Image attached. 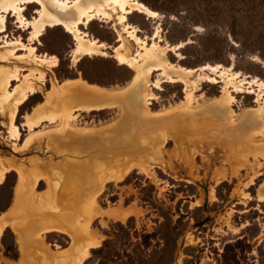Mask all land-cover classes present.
<instances>
[{
	"label": "rangeland",
	"instance_id": "1",
	"mask_svg": "<svg viewBox=\"0 0 264 264\" xmlns=\"http://www.w3.org/2000/svg\"><path fill=\"white\" fill-rule=\"evenodd\" d=\"M103 1L84 0L79 9ZM136 1L158 14L129 16L138 36L150 45L181 46L169 52L171 63L188 69L221 65L232 69L230 73L264 81V0ZM38 8L30 5L26 18L31 20ZM123 28L116 16L82 25L83 32L108 49L106 56H86L77 64V41L65 28H48L35 41L38 55L58 62L45 85L37 82L42 93L19 107L20 141L11 138L9 116L0 114V168L10 169L0 184V217L9 224L0 236V264H43L41 257L34 258L37 249L47 253L50 264H62L59 251L70 248L72 239L47 230L66 220L88 228L97 242L82 264H264V129L261 114L251 110L259 107L257 95L264 98V90L249 94L248 86L241 93L231 88L236 100L229 109L221 108L211 101L222 96L224 84L196 75L188 90L180 82L151 88L156 99L149 111L145 74L143 82L122 96L123 108L75 112L93 103L95 96H86L66 109L77 114L69 126L59 120L33 131L24 127L26 116L41 104L51 110L46 115L62 111L54 104L65 96L67 87L60 85L68 80L80 78L106 89L128 87L136 72L120 65L114 48L120 34L129 57L139 52V45ZM31 32L8 17L6 33L0 34V77L17 65L26 68L20 76L24 81L34 68L14 57L9 63L2 48L4 39L21 38L28 44ZM158 76L155 72L152 80ZM20 84L12 82L13 87ZM53 89L58 96H46ZM41 132L51 139L42 138ZM156 156L161 158L158 164ZM16 167L31 176L17 212ZM112 211L127 215L118 218Z\"/></svg>",
	"mask_w": 264,
	"mask_h": 264
},
{
	"label": "bare ground",
	"instance_id": "2",
	"mask_svg": "<svg viewBox=\"0 0 264 264\" xmlns=\"http://www.w3.org/2000/svg\"><path fill=\"white\" fill-rule=\"evenodd\" d=\"M82 1L84 0H0V34L6 33L7 21L10 15L16 18V22L19 25V28L24 30H32L31 38L28 44L24 43L21 38L11 40L4 39L2 46V48H5L7 50L5 57L6 59H8L9 63H12L11 58L14 57L15 59H18L22 64L34 66L33 69H30L29 74L23 76L24 81L20 79V76L21 72L25 71L26 68L17 65L13 69H6L2 77H0V114H2L3 116H9V130L11 138L14 141H20L21 137V130L16 123L19 107L28 102L32 96L42 93V86L45 85L44 82L46 81L47 74L50 72L51 68L57 66L58 62V59L56 57H50L48 55H38L37 48L33 46L35 41H39L40 37L48 28H56L61 26L65 28L71 35H74V40L77 41V44L75 46L76 48L73 54V61L75 64H77L82 58L86 56H106L105 51L108 49L106 44L98 41L97 39L90 38L87 33L81 30L82 25L88 26L93 20L97 19L98 17H100L101 19L104 18L108 21H112L116 16L120 24L124 26L123 32L127 33L131 40L139 45V52L135 56L129 57L126 53H124L126 51H123L126 43L124 42L122 35L120 34L118 40L120 44L114 48V58L120 63V65H125L135 70L136 75L133 78V81L128 85V87L125 88L106 89L96 85H91L80 78L76 80H68L60 85V87H67V89L64 90L65 96L59 97V99L55 102L56 105L54 104L55 108H62V111L56 113L55 115L50 114L51 116H49L45 113L49 110V108L45 110L44 104L39 105L34 109V112L32 114H28L26 116L24 127L28 130L33 131L34 129L42 126V124L44 123H57L59 120H61L64 125L69 126V122L75 120L77 118V114L73 112L74 110L67 113L66 109L69 105H71L78 99H84L86 98V96H95V98L92 100L93 103L90 105H82L78 108L76 107L75 112L79 111L84 113H92L96 111L101 112L105 109H112L116 107L123 108L121 102L124 98H122V96L127 94L140 82H143V77L145 74L147 75L146 84L148 86V91L145 94V102L149 111H151L150 106L153 105L152 101L156 99V95L153 93V91H151V88L161 89L162 84L165 82H180L183 83L186 87V90H188L191 84L190 78H193L196 75L201 76L204 74V78L207 82L213 84H224L222 96L211 101L212 104H218L221 108L229 109L230 106H233L232 103L235 102L236 98L232 95V93L236 91H239V93L243 92L242 86H248V88L250 89V91L248 92L249 94H255V88H258L259 91L264 90V81H260L257 79L251 80L248 76L243 77L240 73H230L232 72V69H225L221 65H217L214 67H202L199 69H188L181 65L171 63L169 61V52L178 50L181 46H167L163 48L157 43H153L150 45L138 36V30L136 27L130 24L129 16L134 15L135 12H140L148 14V16L151 18H157L158 14L154 11H151L145 5L136 0H104L101 3H91L89 7L79 9V5L82 3ZM33 4H37L39 8L36 9L34 13L35 16L31 20H29L26 18L25 12L28 7ZM20 51H25L26 54L19 55L18 52ZM151 61H156L157 64L151 65ZM155 72H158L159 76L156 81H153L152 75ZM14 81H21L24 84L13 87L12 82ZM37 82H40L42 86H38ZM56 84L57 80L54 79V85L56 86ZM231 88H236V91H231ZM46 96L49 97L58 95L57 92L53 89L52 91L48 92ZM262 97L263 93L257 95L256 103L259 105V107L251 110H254V112H259L261 114L264 129V98ZM191 99V94L188 93L187 102L191 103V101H194V99ZM186 107L188 108V106H185V108ZM67 110L69 111V109ZM248 111L249 110L246 109L245 113ZM43 113H45V115H43ZM34 115H39V119L36 122L32 120ZM159 115L160 114L157 113V116ZM45 133L46 132L40 133L42 135V138H44L45 136V138L50 137L51 139V136H47ZM153 161L154 163L158 164L161 162V158L159 156H156L155 158H153ZM2 165H4V163H2ZM12 166L15 167V164H12ZM3 167L4 168L2 169L0 168V184L4 182L6 174L10 171L9 168L5 166ZM142 168L143 167H141L140 169ZM16 169L19 173V183L15 195V212H17L18 205L21 201V192L24 191L26 180L31 177L26 170L19 167H16ZM42 180L43 179L40 177L37 179V182H41ZM262 201L264 200L262 199ZM106 213H108V211ZM113 213L118 218H124L125 215H127V212L123 213L114 211ZM6 221H4L3 216L0 217V236L8 227V222ZM62 225L63 226L61 227L56 226L55 228H50L48 229V232H62L70 236L72 241L74 242L80 241L79 236H83L86 238L91 237L88 228L85 229L79 225H75L73 226L74 228L70 229L69 227L71 226V223L69 220H66V222H64ZM13 231L15 232V234H17V231L15 229H13ZM24 240L25 239H23V241L21 242L22 246H24ZM90 245L98 247L95 240H93ZM89 254L90 251L88 248H86L84 256L86 257ZM35 257H41L43 264H50L49 258H47V253L45 251H42L41 249L36 250V252L34 253V258ZM34 258L31 257L29 258V260H33ZM71 259L73 260V257ZM72 260L70 263H72ZM64 263L65 262L63 261V264ZM82 263V258L78 257L75 264Z\"/></svg>",
	"mask_w": 264,
	"mask_h": 264
},
{
	"label": "crops",
	"instance_id": "3",
	"mask_svg": "<svg viewBox=\"0 0 264 264\" xmlns=\"http://www.w3.org/2000/svg\"><path fill=\"white\" fill-rule=\"evenodd\" d=\"M53 226L54 227H52V228H55L56 226H58V227H61V226H63L62 224H61V222H53ZM74 226V225H73ZM72 225L69 227L70 229L71 228H74ZM51 228V229H52ZM48 231V230H47ZM88 231V230H87ZM89 234H90V236H91V232L89 231ZM93 240L91 239V237H89L88 238V240L86 241H79V242H74V241H72V244H71V247L70 248H68V249H63V250H61V251H59V253L60 252H62V253H60L61 254V258H60V261L62 262V264H63V261L66 263V264H75V262H76V259L79 257V258H82V260L84 261L85 260V258L87 257H85L84 256V253H85V250H86V248H88L89 249V251H91V249H93V248H95V246L94 245H90L91 244V242H92ZM82 246H83V248H82ZM94 246V247H93ZM93 247V248H92ZM91 248V249H90ZM78 253V254H77ZM73 257V260L71 259V258ZM70 258V259H69ZM71 260H72V263H70L71 262ZM69 261V262H68ZM64 263V264H65Z\"/></svg>",
	"mask_w": 264,
	"mask_h": 264
}]
</instances>
